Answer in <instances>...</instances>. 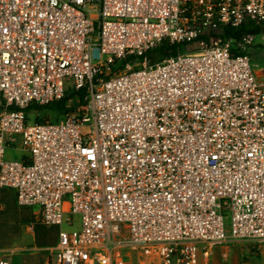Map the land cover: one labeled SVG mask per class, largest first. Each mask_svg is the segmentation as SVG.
Masks as SVG:
<instances>
[{"label": "built area", "instance_id": "1", "mask_svg": "<svg viewBox=\"0 0 264 264\" xmlns=\"http://www.w3.org/2000/svg\"><path fill=\"white\" fill-rule=\"evenodd\" d=\"M242 27L258 31L226 34ZM258 46L264 0H0V190L57 229L52 264L259 254ZM65 97L55 120H29Z\"/></svg>", "mask_w": 264, "mask_h": 264}, {"label": "rangeland", "instance_id": "2", "mask_svg": "<svg viewBox=\"0 0 264 264\" xmlns=\"http://www.w3.org/2000/svg\"><path fill=\"white\" fill-rule=\"evenodd\" d=\"M252 68L261 80L264 79V46L253 47L248 50ZM36 117L54 119L55 114L32 113L29 117L33 121ZM34 210L18 206L11 193L0 192V256L25 252L36 246V238L31 219ZM40 248V247H39ZM52 253V246L41 247ZM251 247L240 244H226L212 251L207 264H264V248L256 256L250 254ZM30 252V250H29ZM53 255V253H52ZM136 254H131L127 262L137 264ZM138 258V257H137ZM139 260H144L138 258ZM139 264H142V262Z\"/></svg>", "mask_w": 264, "mask_h": 264}, {"label": "trees", "instance_id": "3", "mask_svg": "<svg viewBox=\"0 0 264 264\" xmlns=\"http://www.w3.org/2000/svg\"><path fill=\"white\" fill-rule=\"evenodd\" d=\"M256 31H258V28L250 29L249 27H242V28H238L236 30H226V34L228 36H237V34L239 32L255 33ZM166 47L167 46L164 43L158 45L151 52L153 60H159L164 54H166ZM169 50H171V52L174 53V49H169ZM67 99H68V97H65L59 101L50 103V104L45 105V106L31 107L26 111V114L32 112V113L39 116L41 113H52V114H55V117H54V119H51V120H55L58 115H60L62 112H64V105H65V102ZM34 120L35 121H41V120H48V119L36 117ZM2 191L11 193L14 197V200H15V195L12 191L0 190V192H2ZM15 202H16V200H15ZM26 208H28V207H26ZM29 209L33 210V208H29ZM30 223H33V226H34L33 231H34V235H35V238L37 241L36 246H38V247L52 246L53 247L56 244V237H57V229L56 228H48V227L43 226L42 224H40V222L36 219L35 216H33Z\"/></svg>", "mask_w": 264, "mask_h": 264}, {"label": "crops", "instance_id": "4", "mask_svg": "<svg viewBox=\"0 0 264 264\" xmlns=\"http://www.w3.org/2000/svg\"><path fill=\"white\" fill-rule=\"evenodd\" d=\"M34 210L37 219V211ZM30 250V252H29ZM25 252L13 253L10 259L14 264H52L54 256L45 248L34 246Z\"/></svg>", "mask_w": 264, "mask_h": 264}]
</instances>
